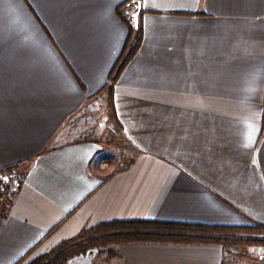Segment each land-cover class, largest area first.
I'll use <instances>...</instances> for the list:
<instances>
[{"label": "crops", "instance_id": "0c3cea01", "mask_svg": "<svg viewBox=\"0 0 264 264\" xmlns=\"http://www.w3.org/2000/svg\"><path fill=\"white\" fill-rule=\"evenodd\" d=\"M139 1L141 44L112 83L127 0H0V168H26L0 264L112 220L264 223V0ZM97 100L135 154L106 174L79 125ZM110 250L88 264H226L213 243Z\"/></svg>", "mask_w": 264, "mask_h": 264}, {"label": "trees", "instance_id": "16d2710c", "mask_svg": "<svg viewBox=\"0 0 264 264\" xmlns=\"http://www.w3.org/2000/svg\"><path fill=\"white\" fill-rule=\"evenodd\" d=\"M131 0H127L130 3ZM128 26V36L123 46L122 52L117 59L109 79L114 83L125 65L134 56L142 40V28L138 22L137 27L130 18L123 17ZM112 85L109 87L112 95ZM112 102L110 106L112 108ZM19 164H13L0 168V175L8 173L10 175H23L26 168L19 170ZM17 174V175H18ZM11 198L8 206L10 205ZM7 206V207H8ZM264 223L251 222L244 225H212L204 223H193L185 221H164L156 219H131L112 220L102 222L81 231L77 236L68 239L56 248L44 253L35 259L25 262L24 259L15 264H60L64 246H72V243L83 236L101 246L117 245L123 243L153 242V243H213L221 245L224 250L230 247H238L242 243L260 245L264 244ZM109 250L108 255H112Z\"/></svg>", "mask_w": 264, "mask_h": 264}, {"label": "rangeland", "instance_id": "374dc122", "mask_svg": "<svg viewBox=\"0 0 264 264\" xmlns=\"http://www.w3.org/2000/svg\"><path fill=\"white\" fill-rule=\"evenodd\" d=\"M129 18L133 21L132 15H129ZM83 120L85 122L83 123L81 120L79 125L82 128L88 127V137L99 141L101 145V152L93 158L95 169L106 174L116 171L132 161L135 155L133 148L124 140L121 132L113 123L107 104H100L97 100L93 108L87 112V118H83ZM17 174L3 173L0 175V215L7 209L9 200L12 198L15 180L22 176ZM16 185L18 186V182ZM258 236L264 237V235ZM112 246L114 245L101 246L80 236L72 243V246L66 245L60 249L59 254L62 253L63 256L60 264H88L89 261H95L105 254L108 256ZM262 257H264V244L242 243L238 247H230L225 250L226 264H264Z\"/></svg>", "mask_w": 264, "mask_h": 264}, {"label": "water", "instance_id": "95a60500", "mask_svg": "<svg viewBox=\"0 0 264 264\" xmlns=\"http://www.w3.org/2000/svg\"><path fill=\"white\" fill-rule=\"evenodd\" d=\"M138 2H139V5H140V1L139 0H138ZM136 3H137V0H133L130 3V5L133 6L132 17H133L134 14H136V16H137V19H135V20L133 19L135 27H137V25H138V17H139V12H140V6H139V8H137L136 7ZM0 220H1V218H0Z\"/></svg>", "mask_w": 264, "mask_h": 264}, {"label": "snow or ice", "instance_id": "6c2138e0", "mask_svg": "<svg viewBox=\"0 0 264 264\" xmlns=\"http://www.w3.org/2000/svg\"><path fill=\"white\" fill-rule=\"evenodd\" d=\"M139 6H140V5H139V2H138V0H137L136 7L139 8ZM133 19H134V20L137 19L136 14L133 15Z\"/></svg>", "mask_w": 264, "mask_h": 264}, {"label": "built area", "instance_id": "2783aa9c", "mask_svg": "<svg viewBox=\"0 0 264 264\" xmlns=\"http://www.w3.org/2000/svg\"><path fill=\"white\" fill-rule=\"evenodd\" d=\"M20 179V180H19ZM22 180V177H20V178H18V179H16L15 181H16V183H15V188H17L18 186L16 185L17 184V182H18V185H19V183H20V181Z\"/></svg>", "mask_w": 264, "mask_h": 264}]
</instances>
